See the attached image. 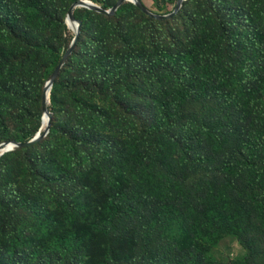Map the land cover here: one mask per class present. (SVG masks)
Wrapping results in <instances>:
<instances>
[{
  "label": "trees",
  "instance_id": "obj_1",
  "mask_svg": "<svg viewBox=\"0 0 264 264\" xmlns=\"http://www.w3.org/2000/svg\"><path fill=\"white\" fill-rule=\"evenodd\" d=\"M54 1L0 0L6 138L5 117L27 97L42 107L73 41L54 42ZM177 1L140 0L157 15L171 14ZM81 10L79 41L51 92L48 137L0 159V254L9 264H31L27 254L37 264H121V233L135 223L139 264H166L177 252L174 264H224L207 252L226 238L251 242V208L264 228V0H187L163 22L128 3L113 18ZM17 30L37 35L20 53L11 45ZM239 123L245 129L234 141ZM215 157L223 184L208 182L194 206L172 170L199 173ZM158 232L171 255L153 251Z\"/></svg>",
  "mask_w": 264,
  "mask_h": 264
},
{
  "label": "rangeland",
  "instance_id": "obj_2",
  "mask_svg": "<svg viewBox=\"0 0 264 264\" xmlns=\"http://www.w3.org/2000/svg\"><path fill=\"white\" fill-rule=\"evenodd\" d=\"M119 0H98V6H101V3L107 4L108 7H112ZM159 5L162 7L164 2L163 0H158ZM72 2L69 4V0H55L52 3L48 4L49 13L57 19L59 25H57L56 30L54 31V42L57 44V47L62 46L64 40L74 39L75 34L72 29H63L60 26V21L66 23L67 13L71 6ZM78 16H83L84 11L81 8L75 9ZM72 30V31H71ZM17 37V42H11L13 48L17 50V53H20L25 48V42L28 40L34 41V38L37 35L27 37L21 35V31L17 30L15 34H12V38ZM241 54V53H240ZM239 54V55H240ZM47 67V61L43 60L42 68ZM33 92V89H31ZM23 108V109H22ZM51 104L48 106L49 111ZM42 114L41 103H38L36 98L27 97L24 99L23 106L21 109L13 110L7 117H5L6 125L9 129V138H6L2 132H0V142L6 141L7 139L15 140L18 137H35L40 131H42V122L39 118ZM24 116V117H22ZM46 125H43L45 127ZM245 129L244 124H240L235 130V136L233 137L234 141H238ZM222 157H215L212 159L211 165L205 166L199 173H192L185 169L177 170L173 168L172 174L187 186L188 193H190V201L194 206H199L203 204L202 197L207 192V183L211 182L215 186H221L223 184L224 178L220 173ZM3 172L0 171V186L2 184ZM181 205L187 206L184 202ZM249 208H251L249 206ZM251 215L248 221L247 227V236L251 239V242H242L240 240H235L233 238L222 239L217 246L212 247L208 250V255L216 259L217 261L224 264H235L237 260L250 258L252 264H264V228L257 221L256 212L251 208ZM140 227L137 224H128L124 229V232L121 236V240L124 243V250L126 256L122 259L121 264H139L140 256L142 254V240L139 236ZM190 236L183 242V246L189 245ZM168 239L161 232L156 233L152 238V247L155 253L163 254V256L171 255L168 252ZM165 251V252H164ZM29 257H26V262L31 264L40 263V257H37L34 254H27ZM177 256V257H176ZM181 259L180 253H176L172 256L170 260H165L166 264H174L175 259ZM178 259V260H179ZM162 262V261H160ZM160 262L158 264H160ZM0 264H9L7 261V256L0 254ZM163 264V262L161 263Z\"/></svg>",
  "mask_w": 264,
  "mask_h": 264
},
{
  "label": "water",
  "instance_id": "obj_3",
  "mask_svg": "<svg viewBox=\"0 0 264 264\" xmlns=\"http://www.w3.org/2000/svg\"><path fill=\"white\" fill-rule=\"evenodd\" d=\"M186 1L187 0H178L175 10L169 15H157V14L150 12L148 9H146L143 6L140 0H119L115 4V6L109 10H104L102 7L96 5L93 1H90V0H77L76 2H74L68 10L66 24L68 26V29H70V25H71L70 23H73L76 25V30L74 31L75 37L69 49L65 53L63 59L61 60L60 64L55 69L50 79L46 82L45 88H44V93L42 97V112H43L42 130H43V125H44L45 120H46V123H45L46 127L44 128L43 132L40 131V133H38L31 141L25 144L18 143L15 141H10V142L1 144L0 145V159L8 153L27 150L29 148H32L48 137L50 133L51 125H52V120H53V114L50 113L48 110V106L51 104L50 102L51 92H52V89H53V86L56 80L58 79L62 70L64 69L70 57L72 56L77 46V43L79 41L80 34H81L82 23L80 21H77V19L75 18L74 16L75 9L84 8V9H88V11L90 12H94V13H97L99 15H102L108 18H113L116 16L119 9L128 3V4L134 5L138 10L142 12V14H144L148 18L155 20V21L163 22V21H168V20H172L173 18H175L180 13L183 7V3Z\"/></svg>",
  "mask_w": 264,
  "mask_h": 264
},
{
  "label": "bare ground",
  "instance_id": "obj_4",
  "mask_svg": "<svg viewBox=\"0 0 264 264\" xmlns=\"http://www.w3.org/2000/svg\"><path fill=\"white\" fill-rule=\"evenodd\" d=\"M70 24H71V25H70V29H72L73 31H75V30H76V25L73 24V23H70ZM45 123H46V120L44 121V125H46ZM45 127H46V126H45ZM45 127H43V130H44ZM43 130H42V132H43Z\"/></svg>",
  "mask_w": 264,
  "mask_h": 264
}]
</instances>
